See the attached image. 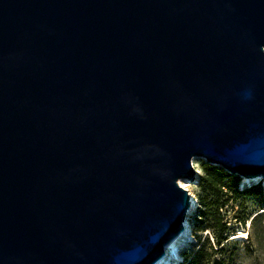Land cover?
I'll return each instance as SVG.
<instances>
[{
  "label": "water",
  "instance_id": "1",
  "mask_svg": "<svg viewBox=\"0 0 264 264\" xmlns=\"http://www.w3.org/2000/svg\"><path fill=\"white\" fill-rule=\"evenodd\" d=\"M195 155L264 179V0H0V264H157Z\"/></svg>",
  "mask_w": 264,
  "mask_h": 264
},
{
  "label": "trees",
  "instance_id": "2",
  "mask_svg": "<svg viewBox=\"0 0 264 264\" xmlns=\"http://www.w3.org/2000/svg\"><path fill=\"white\" fill-rule=\"evenodd\" d=\"M202 168L198 189L193 190L200 206L192 224L193 237L208 232L203 239L201 236L198 239L200 245L196 251H183L184 264H226L224 257L217 256L222 251L221 244L227 239L228 226L223 208L230 201L246 196H254L264 202V186L260 181L241 186L240 175L209 162L203 163Z\"/></svg>",
  "mask_w": 264,
  "mask_h": 264
},
{
  "label": "rangeland",
  "instance_id": "3",
  "mask_svg": "<svg viewBox=\"0 0 264 264\" xmlns=\"http://www.w3.org/2000/svg\"><path fill=\"white\" fill-rule=\"evenodd\" d=\"M195 156H198V158L194 162L193 159ZM195 156L192 158V164L196 169L197 177L194 184L191 185L192 191L198 189L197 184L203 174L202 165L203 163L208 162L204 156ZM214 165L221 166L220 164ZM259 181L261 184L264 183V179H259L253 183ZM190 182L192 181L190 180L186 183V187L190 184ZM243 182L244 179L241 180V186L247 185V183L243 184ZM180 184L183 185V183ZM198 208H200V206L197 203L194 211H192L189 215L191 217L190 221L192 224L195 220ZM223 212L228 226L227 239L221 244L223 248L221 253L217 254V256L224 257L226 259V264H264V202L254 196L240 197L237 200L230 201L223 208ZM242 231L247 233V239L234 238L235 235ZM207 232L208 231L199 233L198 237L194 235L192 241H190L187 246H183L181 252L196 251L200 245V243L197 242L198 239L200 236L203 239ZM184 262L185 259L182 254L181 261H179V263L184 264Z\"/></svg>",
  "mask_w": 264,
  "mask_h": 264
},
{
  "label": "bare ground",
  "instance_id": "4",
  "mask_svg": "<svg viewBox=\"0 0 264 264\" xmlns=\"http://www.w3.org/2000/svg\"><path fill=\"white\" fill-rule=\"evenodd\" d=\"M198 158V156H195L193 161L195 162V160ZM251 177H246V178H243L244 179V182L243 184H245L246 182L250 181ZM260 177H256L255 180H258ZM264 178V177H262ZM188 182V181H187ZM186 179H180V183H183V185L186 187ZM194 184V181L190 182V184H188L187 188L188 189H191V185ZM195 201H196V197H195V194L192 192L191 196H190V202L192 203V205L194 206L195 204ZM191 214V213H190ZM189 214V215H190ZM191 217L189 216L187 218V221H186V231L173 239L172 242H170L167 246H166V250H167V253L164 257H162L160 259L159 262H157V264H178L179 261H181V257H182V248L183 246H187L190 241H192L193 239V226H192V223H191ZM248 235L246 232L242 231V232H239L237 235H235L234 238L236 239H247Z\"/></svg>",
  "mask_w": 264,
  "mask_h": 264
},
{
  "label": "built area",
  "instance_id": "5",
  "mask_svg": "<svg viewBox=\"0 0 264 264\" xmlns=\"http://www.w3.org/2000/svg\"><path fill=\"white\" fill-rule=\"evenodd\" d=\"M186 189H187V187H186ZM189 191H190V193H192L193 191L191 190V189H188ZM197 200V199H196Z\"/></svg>",
  "mask_w": 264,
  "mask_h": 264
}]
</instances>
